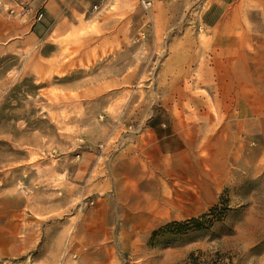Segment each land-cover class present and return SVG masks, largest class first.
<instances>
[{
    "label": "rangeland",
    "instance_id": "374dc122",
    "mask_svg": "<svg viewBox=\"0 0 264 264\" xmlns=\"http://www.w3.org/2000/svg\"><path fill=\"white\" fill-rule=\"evenodd\" d=\"M141 1L46 19L16 0L37 23L0 0V264H32L24 229L51 222L72 223L59 264H78L72 226L112 171L150 184L120 188L143 204L122 264H264V0L242 4L238 46L201 27L216 0ZM228 52L239 84L210 88Z\"/></svg>",
    "mask_w": 264,
    "mask_h": 264
},
{
    "label": "crops",
    "instance_id": "0c3cea01",
    "mask_svg": "<svg viewBox=\"0 0 264 264\" xmlns=\"http://www.w3.org/2000/svg\"><path fill=\"white\" fill-rule=\"evenodd\" d=\"M38 1L41 2V0ZM104 1L106 0H42L41 5L44 6L46 19H50V17L58 15L64 17L71 14L84 15L89 9L98 7ZM256 2L257 0H216L215 4L222 7L219 19L215 23L202 22L201 27L222 31L224 43L241 45L242 38L236 37L235 31L238 29L250 30L251 28L242 27V24L236 19L240 17L242 4H254ZM33 9L37 10L34 7ZM40 27L37 26L34 30H40ZM219 58L220 64L217 63L211 66L212 71H208L209 79L207 83L210 88H214V82L218 80L215 85L216 88L220 89L224 85L223 87L227 88L228 92H232L239 84L236 71L242 68L241 60L239 57L232 56L229 52L219 55ZM246 79H249L251 85V77H246ZM216 92H219V90ZM112 173L115 179L113 185H111L113 196L97 202L94 208L88 209L76 225L72 226L74 229L72 251L77 256L78 264H122L121 256L124 245L119 239L129 235L138 236L135 230H128L129 221L127 218L130 213L135 217L138 207L143 204L139 205L135 200L123 199L120 188L123 185L150 184L131 181L130 177L128 181H124L119 177L117 171H112ZM71 225L72 223L68 222H51L44 226L41 225L39 240L37 239V231L33 227L25 228L24 242L20 243L19 251L21 253L32 251L36 241L35 247L38 250L32 264H59L62 249L71 231ZM132 228L134 229L135 226H132Z\"/></svg>",
    "mask_w": 264,
    "mask_h": 264
},
{
    "label": "built area",
    "instance_id": "2783aa9c",
    "mask_svg": "<svg viewBox=\"0 0 264 264\" xmlns=\"http://www.w3.org/2000/svg\"><path fill=\"white\" fill-rule=\"evenodd\" d=\"M10 2L14 3V6L11 5L8 7V12L11 15L17 16V17H24L29 16L34 22L40 23L44 19V13L41 9L34 10L33 7L26 2L23 3H17L16 0H9ZM142 7L144 10H149L150 3L142 0L141 1Z\"/></svg>",
    "mask_w": 264,
    "mask_h": 264
},
{
    "label": "trees",
    "instance_id": "16d2710c",
    "mask_svg": "<svg viewBox=\"0 0 264 264\" xmlns=\"http://www.w3.org/2000/svg\"><path fill=\"white\" fill-rule=\"evenodd\" d=\"M193 222H195V220ZM171 226H179V224L178 223H173L172 225L168 226V228L171 227Z\"/></svg>",
    "mask_w": 264,
    "mask_h": 264
}]
</instances>
